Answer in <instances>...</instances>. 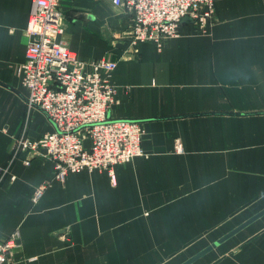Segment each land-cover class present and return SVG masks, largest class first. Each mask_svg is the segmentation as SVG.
I'll return each instance as SVG.
<instances>
[{"label":"crops","instance_id":"crops-1","mask_svg":"<svg viewBox=\"0 0 264 264\" xmlns=\"http://www.w3.org/2000/svg\"><path fill=\"white\" fill-rule=\"evenodd\" d=\"M30 2L0 0V242L20 236L10 264H182L264 209V0H214L209 33L183 21L160 51L130 44L112 0H61L60 40L116 61L108 118L140 123L145 155L115 166L114 182L81 171L37 201L53 164L18 142L54 126L25 105ZM192 264H264V215Z\"/></svg>","mask_w":264,"mask_h":264},{"label":"built area","instance_id":"built-area-1","mask_svg":"<svg viewBox=\"0 0 264 264\" xmlns=\"http://www.w3.org/2000/svg\"><path fill=\"white\" fill-rule=\"evenodd\" d=\"M60 3L31 0L25 60L19 66L28 111H40L54 126V132L38 140L18 142L17 150L42 155L53 164L52 179L37 185L33 201L51 182L62 185L69 175L81 171H105L114 182L115 166L145 155L141 124L108 118L116 94L110 84L116 61H85L60 40L64 32ZM112 4L130 16L127 36L132 46L150 42L160 51L166 40L179 36L184 18L201 34L209 33L214 24V0H112ZM174 151L182 152L178 140ZM19 237L16 230L0 242V264L12 262Z\"/></svg>","mask_w":264,"mask_h":264},{"label":"water","instance_id":"water-1","mask_svg":"<svg viewBox=\"0 0 264 264\" xmlns=\"http://www.w3.org/2000/svg\"><path fill=\"white\" fill-rule=\"evenodd\" d=\"M183 21H188V18H184ZM263 215H264V209L262 211L258 212L257 214H255L254 216H252L251 218H249L248 220H246L245 222H243L241 225L237 226L236 228H234L233 230L228 232L227 234H225L224 236H222L221 238H219L217 241H215L211 245L207 246L202 251L198 252L193 257H191L188 260H186L185 262H183L182 264H192V263H194L195 261L200 259L202 256H204L205 254H207L208 252H210L211 250L216 248L218 245L222 244L223 242H225L226 240H228L229 238L234 236L236 233L240 232L241 230H243L244 228H246L247 226L252 224L254 221L259 219Z\"/></svg>","mask_w":264,"mask_h":264}]
</instances>
